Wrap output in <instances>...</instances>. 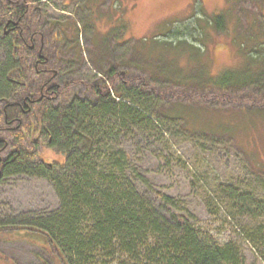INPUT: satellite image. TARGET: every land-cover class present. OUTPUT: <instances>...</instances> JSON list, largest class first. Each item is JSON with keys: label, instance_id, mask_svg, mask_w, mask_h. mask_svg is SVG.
Masks as SVG:
<instances>
[{"label": "trees", "instance_id": "16d2710c", "mask_svg": "<svg viewBox=\"0 0 264 264\" xmlns=\"http://www.w3.org/2000/svg\"><path fill=\"white\" fill-rule=\"evenodd\" d=\"M6 6L7 2L0 0V44L8 54L0 65V97L5 96V102L12 101L16 83L12 85L7 78L13 76L26 81L25 86H16L21 91L16 100L23 103L24 95L30 93L39 99L27 96V103L33 101L29 109L25 104H14L0 112V134L4 138L0 141L3 151L0 180L19 173L46 177L55 187L60 204L30 224L3 223L7 230L5 241L26 238L38 244L40 264H246L234 243H211L192 224L189 213L176 211L175 197L160 193L158 205L145 198L129 172V154L115 143L120 135L133 128H155L156 112L157 126L169 125L178 119L184 120L183 126H187L191 117L207 113L203 95L191 97L192 91L202 93L213 89V93L227 95L226 92L250 89L249 95L256 90L264 96L263 32L250 25L238 42L242 47L240 57L242 54L249 57V63L242 69L229 64L213 72L209 61H197L204 56L209 37L217 46L218 37H228L230 32L224 12L213 15L201 12L196 18L192 16L196 20L190 27L170 26L162 36H155L158 38H154L156 43L151 48L153 57L148 59L150 53H143L145 57L141 58V52L134 45L135 51L129 60L112 61L103 67L107 47L101 46L91 59L94 77L83 80L79 76L70 77L68 70L71 64L76 63L74 67H77L82 60L81 47L75 39L79 29L66 32L68 26L62 28L57 22L54 27L52 21L48 24L50 28L42 31L48 42L42 53L49 57L54 72L52 81L48 82L43 69L37 72L31 64L33 58L20 59L18 65L12 63L17 51L25 57L31 52L15 31L6 34L8 28H3L4 24L16 15L11 12L6 16ZM24 8L22 5L23 15ZM24 16L29 17L27 13ZM27 24L26 21L22 24L26 39L31 32ZM16 38L19 46L13 44ZM49 48L52 52H48ZM171 49H177V55L182 50L189 51L191 56L187 57L193 66L186 67L176 54L169 59ZM71 50L73 55L67 57ZM143 59L146 63L137 61ZM122 65L125 68L121 73ZM145 70L149 72L147 77L140 76V71ZM174 85L186 91L174 100L163 98L162 103H156L158 111L153 112L150 103L155 101L154 96L161 98ZM182 97L188 100L183 101ZM16 146L19 152L13 149ZM44 146L56 156L50 160L43 158L40 154ZM257 171L263 172L264 168ZM224 192H230V198L244 204V213L251 211L252 203L255 209L264 208L247 193L238 195L228 188ZM250 236L254 243L261 242L264 230L257 231L256 237ZM259 253L264 261V249Z\"/></svg>", "mask_w": 264, "mask_h": 264}, {"label": "rangeland", "instance_id": "374dc122", "mask_svg": "<svg viewBox=\"0 0 264 264\" xmlns=\"http://www.w3.org/2000/svg\"><path fill=\"white\" fill-rule=\"evenodd\" d=\"M20 2L30 7V18L26 22L31 25V32L42 33L50 28L46 24L48 20L53 21V24L60 23L62 28L68 26L66 32L79 29L75 39L81 47L82 60L77 67H74L76 63L71 64L68 70L72 74L70 77L79 76L83 80H92L94 77L91 59L98 48H103L101 46L107 47L103 53V67L112 61L129 60L134 54V45L142 53L139 57L144 58L143 53H150L148 59L153 57L151 48L156 43L154 38H158L155 36H162L170 26H181L183 29L190 27L201 12L205 15L224 12L227 30L230 32L228 37H218L217 46L214 39L209 37L204 56L197 61H209L213 72L229 64L242 69L249 63V57L244 54L240 57L242 47L238 42L250 25H255L256 31L264 34V0ZM4 10H8L6 16L13 12L11 7ZM193 15L195 18H192ZM116 34L118 37L114 36ZM5 51L6 47L0 44V65L6 57ZM158 51L161 53V50ZM170 51L173 53L169 59H172L177 55V49ZM48 52H52L50 48ZM72 55L73 50L67 57ZM188 55L191 56L189 51L182 50L177 56L181 62H185L186 67H192ZM137 61L146 63L145 59ZM256 67H259L258 62ZM64 68L67 73L66 64ZM124 68L123 65L119 68L121 73ZM140 73V76L147 77L149 72L145 70ZM183 91L186 88L174 85L161 98L154 96L155 101L150 103L151 110L158 111L156 103H162L163 98L174 100ZM249 92L250 89H243L241 92H226L227 95H222L220 92L213 93V89H206L202 93L192 91L191 97L203 95L209 110L207 113H201L193 119L191 117V123L185 121L189 123L187 126H183L182 119L175 123L165 121L170 123L167 125L164 122L167 126H157L154 121L158 117L156 112L153 117L155 128H133L120 135L115 145H120L129 154V172L145 198L158 205L160 193L175 197V210L189 213L190 221L207 240L218 245L232 242L245 258L246 264H264L259 253L264 249V240H256L255 243L250 240V235L256 237L257 231L264 230V208L255 209L252 203L251 211L244 213V204L230 198V192H224L228 188L238 195L247 193L253 202L264 206V171H257V168H264V96L256 90L255 94L249 95ZM150 98L153 101V97ZM181 99L188 100L183 97ZM197 104L200 105L201 101ZM54 153L44 146L40 155L50 160L56 156ZM59 204L58 193L46 177L19 173L0 180V219L3 223L30 224L35 218L44 217L57 209ZM2 252L6 259L11 260L9 263L40 264L37 257V252H40L38 244L34 245L26 238L5 241L3 235Z\"/></svg>", "mask_w": 264, "mask_h": 264}, {"label": "flooded vegetation", "instance_id": "af4514ba", "mask_svg": "<svg viewBox=\"0 0 264 264\" xmlns=\"http://www.w3.org/2000/svg\"><path fill=\"white\" fill-rule=\"evenodd\" d=\"M22 5L23 4L20 2V0H16V1L8 0L7 1L6 7L7 8H10V7L13 8V12H15L16 15H14L12 19H9L4 24L3 28H6V29L8 28L6 30V34H8L9 32L15 31L19 36V38L18 37L17 38L21 39V41L23 42V45L29 47L28 50L31 52V54H28L25 57L24 55L20 54V52L17 51V53L15 55L16 58L13 59L12 63H15L18 65L23 59L24 60L25 59L30 60L31 58H33V62L31 64L35 67V70L37 72H40V70L43 69L45 81L51 82L54 72L51 69L50 59H49V57H47L45 54L42 53L43 46L45 45V43L48 44V42L46 41L44 34L41 32L40 33L35 32V31L29 32L28 33L29 38L28 39L25 38L24 28H23L22 24H23V22L25 23V21L28 20V18H25L24 15L26 13L29 15L30 7H29V5H25V8H24L25 13L23 15L22 13H20ZM51 22L52 21L48 20L46 22V24H50ZM27 26H28V28H31L30 24H27ZM38 34H39V36H38ZM17 38L15 40H12V41H13L14 45L17 44L19 46L20 44H18ZM6 56H7V54H6ZM20 59H22V60L20 61ZM41 65H44V67H41V69H39V66H41ZM17 70H20V68H17ZM7 79L12 85H15V83H16V85H15L14 92L11 95L12 101H6L5 102L4 101L5 96L0 97V112H2V110L6 111V109L9 105H14V104L22 105V106H24L23 104H25L26 106H28V109H29L30 104L33 101L31 103L30 102L27 103V100H26L28 98L27 96H30L33 99H37L38 96L33 97L32 93H30L29 95L25 94L24 97L22 98L24 102L20 103L19 100H16V97H19L21 91L19 89H17L16 86L18 87L19 84H21L22 86H25L26 81H21L19 79H16L13 76H9ZM24 109H26V108H24ZM0 116H1V114H0ZM17 122L19 124L20 121L17 120ZM10 128H13V126ZM1 129L2 128H0V130ZM0 141H4V138L1 136V134H0ZM13 149L17 150V152H19L18 146L14 147ZM2 160H3V151H2V148L0 147V164L2 163ZM3 235H4L3 222H2V219H0V264H4L6 262V261H4V256H3V252H2ZM6 264H18V263L16 261H14V262H10V263L6 262Z\"/></svg>", "mask_w": 264, "mask_h": 264}, {"label": "bare ground", "instance_id": "6f19581e", "mask_svg": "<svg viewBox=\"0 0 264 264\" xmlns=\"http://www.w3.org/2000/svg\"><path fill=\"white\" fill-rule=\"evenodd\" d=\"M248 3V2H247ZM254 20V19H253Z\"/></svg>", "mask_w": 264, "mask_h": 264}]
</instances>
